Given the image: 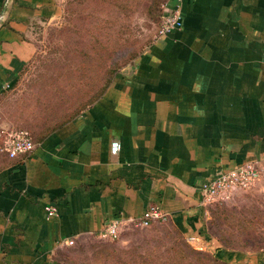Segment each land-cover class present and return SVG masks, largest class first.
Instances as JSON below:
<instances>
[{
  "label": "crops",
  "instance_id": "crops-1",
  "mask_svg": "<svg viewBox=\"0 0 264 264\" xmlns=\"http://www.w3.org/2000/svg\"><path fill=\"white\" fill-rule=\"evenodd\" d=\"M182 6V29L71 119L30 133L33 152L0 150V264H61L63 244L116 218L134 225L151 205L204 244V184L221 169L264 163V0ZM62 10L60 0H0V100L38 53L35 26ZM15 125L0 115V129Z\"/></svg>",
  "mask_w": 264,
  "mask_h": 264
},
{
  "label": "rangeland",
  "instance_id": "rangeland-1",
  "mask_svg": "<svg viewBox=\"0 0 264 264\" xmlns=\"http://www.w3.org/2000/svg\"><path fill=\"white\" fill-rule=\"evenodd\" d=\"M170 1L60 0L62 13L35 26L38 53L0 100V115L15 122L12 131L33 134L88 107L156 41ZM260 166L261 177L250 187L228 201L207 204L204 244L188 240L169 221H157L127 226L115 239L81 236L60 246L56 259L61 264H175L176 252L191 247L229 264H264V163Z\"/></svg>",
  "mask_w": 264,
  "mask_h": 264
},
{
  "label": "built area",
  "instance_id": "built-area-1",
  "mask_svg": "<svg viewBox=\"0 0 264 264\" xmlns=\"http://www.w3.org/2000/svg\"><path fill=\"white\" fill-rule=\"evenodd\" d=\"M183 0H172L166 4L161 18L156 41L160 40L184 26ZM36 144L27 130L12 131L0 129V150L5 151L11 158L34 151ZM122 144L114 140L111 144L112 154L116 155L121 151ZM261 166L256 162H246L234 168L221 169L218 174L206 182L202 187L204 203L207 205L213 202H225L230 200L240 190L250 187L261 177ZM49 215L56 213L53 205L46 206ZM170 215L158 205H151L142 216L133 219L136 226L149 227L154 222H167ZM123 220L116 218L110 221L96 236L100 238L115 239L122 231ZM194 238L192 239V241ZM73 243V240L68 241Z\"/></svg>",
  "mask_w": 264,
  "mask_h": 264
},
{
  "label": "trees",
  "instance_id": "trees-1",
  "mask_svg": "<svg viewBox=\"0 0 264 264\" xmlns=\"http://www.w3.org/2000/svg\"><path fill=\"white\" fill-rule=\"evenodd\" d=\"M73 116L74 115L68 117L66 120L71 119ZM66 120H64V121H66ZM62 123L63 122H61L60 124H62ZM60 124H58L56 126H59ZM56 126H53L52 128H50V130L55 128ZM46 132H49V130H47ZM188 250H189V252L186 250H183L181 252H179V251L176 252L175 264H229V263L221 260L216 255L213 256L215 258H210L208 255H205L203 252H201L200 250H197L195 248L188 247ZM217 250H220V246L217 247ZM183 252H188L189 254H186V253L184 254ZM191 254L196 259V262L191 259V257H190Z\"/></svg>",
  "mask_w": 264,
  "mask_h": 264
}]
</instances>
